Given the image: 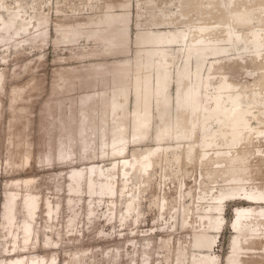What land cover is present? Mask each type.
Listing matches in <instances>:
<instances>
[{"label":"bare ground","instance_id":"6f19581e","mask_svg":"<svg viewBox=\"0 0 264 264\" xmlns=\"http://www.w3.org/2000/svg\"><path fill=\"white\" fill-rule=\"evenodd\" d=\"M135 1L140 12L145 6L153 10L140 13L136 61L119 62L108 73L91 70L89 76L105 80L94 83L91 91L81 87L80 73L62 77L60 87H75L71 90L75 102L63 114L66 122L60 134L65 141H61L68 153L78 145L92 154L90 158L126 157L130 145L148 138L156 104L163 116L157 146L135 149L132 158L112 164L114 170H122L119 192L126 197V206L121 210L119 200L109 201L111 220L122 217L121 226L133 229L144 222L142 199L154 198L159 218L169 214L172 228L178 214L182 227H194L188 241L176 235L163 239L165 263L218 264L215 249L226 224L225 204L245 201L248 204L235 206L229 224L233 235L226 264H264V0H73L66 4L70 9L59 6L58 11L95 8L96 13L83 22L84 28L77 18L60 24L61 41L74 43L87 34L85 39H102L107 51H117L129 40L130 6ZM20 8L19 1L14 5L0 0V37L19 31L39 34L48 28L46 12L31 16ZM167 8L173 10L166 12ZM3 10L7 18L1 15ZM173 46L182 47L183 65L171 116L164 106L169 102L168 82L178 57L168 49ZM230 54H235L229 56L230 62L221 61V56ZM193 58L197 61L194 68ZM22 89L12 98L19 97ZM157 166L158 175L153 169ZM100 169H94L91 179L102 176ZM116 171L104 176L107 182L116 181ZM117 188L113 183L107 193L113 195ZM13 211L11 207V222L15 221ZM23 211L29 239L36 221L30 210L23 207ZM132 215L133 222L129 220ZM86 255L85 250L75 253L71 264H87ZM28 258L31 264L34 259Z\"/></svg>","mask_w":264,"mask_h":264},{"label":"rangeland","instance_id":"374dc122","mask_svg":"<svg viewBox=\"0 0 264 264\" xmlns=\"http://www.w3.org/2000/svg\"><path fill=\"white\" fill-rule=\"evenodd\" d=\"M18 1L21 3L20 10L27 15L46 12L48 28L39 34L19 31L21 33L13 32L7 38L0 37V264H28V256L34 259L31 264H71L75 253L82 250L87 254V264H166L162 258L165 252L161 246L163 239L176 235L185 242L192 238L194 227H182L181 214L176 216L177 225L172 228L173 219L169 214L159 218L154 198L147 197L142 199L140 205L145 214L144 222L131 229V225L121 226L122 217L117 216L111 220L112 211L107 207L109 201L117 199L118 209L125 210L126 197L119 192L124 180L122 170L120 167L117 171L114 170L113 162L132 158L135 149L157 146L156 135L163 120L160 108L153 105V120L148 138L139 144L130 145L126 157L90 158L92 154L78 145L68 153L67 145L61 141H65V137L60 134L66 122L63 114L75 102V96L71 92L75 87H60L62 77L80 73L81 87L91 91L94 83L105 81H100V77L94 79L89 76L91 70L108 73L119 62L134 63L138 49L137 35L141 29L137 25L140 13H150L153 10H148L145 6L140 12L136 1L134 5L132 2V27L128 42L117 51H107L102 39L95 42L85 39L87 34H84L79 41L68 43L61 41L62 35L58 32L60 24L75 18L82 21L80 27H86L87 24L83 22L96 13L95 8L90 11H58L59 6L70 9L66 4L73 0H6L14 5ZM171 10L173 9L167 8L166 12ZM1 15L8 17L4 10ZM126 48V51L121 52ZM168 49L178 55L168 82L169 102L164 106L173 116L183 58L182 47L173 46ZM229 56L235 54L221 56L220 59L230 62ZM196 63V58H193L191 66L194 68ZM98 64L102 66L93 70V66ZM22 87V93L13 99L14 92ZM134 103L132 97L129 105L132 107ZM243 104L246 106L247 102ZM252 119L257 121L255 117ZM212 124L217 127L216 122ZM168 143L174 144L172 141H164L165 145ZM96 167L101 168L98 172L102 176L91 179ZM153 169L158 175L160 167ZM115 171L119 174L116 181L107 182L104 176ZM113 183L119 188L112 195L107 192ZM246 204L248 203L245 201L225 204L226 224L218 235V246L215 249V253L219 255L218 264H226L231 249L233 231L229 224L234 216V208ZM22 205L31 211V217L36 221L32 232L28 233L31 235L29 239L23 228ZM11 207H14L13 222L10 221ZM134 216L129 218L131 222L135 220ZM108 223H111L110 226ZM51 225L56 228L51 229ZM56 229L60 234L56 233ZM50 240L58 241L59 245H47ZM23 247H26L25 250ZM4 248L7 250L4 251ZM186 263L188 261L182 264Z\"/></svg>","mask_w":264,"mask_h":264}]
</instances>
